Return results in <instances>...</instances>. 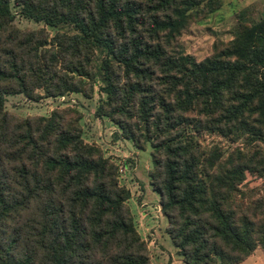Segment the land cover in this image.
<instances>
[{
  "label": "trees",
  "instance_id": "trees-1",
  "mask_svg": "<svg viewBox=\"0 0 264 264\" xmlns=\"http://www.w3.org/2000/svg\"><path fill=\"white\" fill-rule=\"evenodd\" d=\"M220 3L0 0V264H151L117 166L80 137L77 110L20 117L3 109L7 93L89 95L95 79L104 93L95 114L136 147L150 144L149 184L183 263L233 264L264 250V198L235 196L244 170L264 174V15L237 12L231 38L201 60L166 47ZM16 13L73 31L48 41L42 28H16ZM187 127L256 148L222 157Z\"/></svg>",
  "mask_w": 264,
  "mask_h": 264
},
{
  "label": "rangeland",
  "instance_id": "rangeland-1",
  "mask_svg": "<svg viewBox=\"0 0 264 264\" xmlns=\"http://www.w3.org/2000/svg\"><path fill=\"white\" fill-rule=\"evenodd\" d=\"M13 11L16 10L12 7ZM243 11L248 20H255L264 15V0H221L219 6L205 16L191 19L181 29L175 40L166 42L167 52L173 54H189L195 60H201L211 54L213 42L226 41L232 36V29L237 23V12ZM12 23L16 28H42L47 40L55 30L72 32L69 24L51 27L42 21L14 14ZM100 53L96 50L92 57L98 63ZM100 82L94 80L89 95L81 91H66L57 95H41L42 89L35 92L41 95L27 98L20 92L7 93L4 96L3 109L16 116L48 115L53 108L70 107L78 112L77 123L83 141L100 148L103 156L108 157L117 166V180L129 191L126 199L133 222L141 238L144 240L151 264H169L177 262L179 256L165 233V217L158 203V194L149 184L148 171L152 167L151 147L145 142L142 148L136 147L132 141L120 133L119 126L106 115H96L95 108L104 93L99 89ZM191 135L205 150L216 146L222 157L234 148L250 152L256 148V142L243 136L230 137L212 130H195L187 127ZM259 144V143H258ZM264 156V144H259ZM243 180L235 194L244 202L253 197L264 198V174L256 170H244ZM257 251L258 253H255ZM252 254V255H251ZM251 255V256H249ZM240 264H264V250L257 245ZM179 264V263H178ZM235 264V263H233Z\"/></svg>",
  "mask_w": 264,
  "mask_h": 264
},
{
  "label": "crops",
  "instance_id": "crops-1",
  "mask_svg": "<svg viewBox=\"0 0 264 264\" xmlns=\"http://www.w3.org/2000/svg\"><path fill=\"white\" fill-rule=\"evenodd\" d=\"M174 248H175V247H174ZM175 252H176V248H175ZM255 253H258V252L255 251ZM176 254H177V253H176ZM177 255H178V254H177ZM251 255H252V254H251ZM251 255H249V256H251ZM178 256H179V255H178ZM249 256H248V257H249ZM246 259H248V258H246ZM246 259H245V260H246ZM178 260H179V261H178L179 264H184L183 261L181 260L180 256H179ZM242 261H244V260H242ZM242 261H241V262H238V263H235V264L243 263ZM178 263H177V262H173V261H171V260L169 261V264H178Z\"/></svg>",
  "mask_w": 264,
  "mask_h": 264
}]
</instances>
